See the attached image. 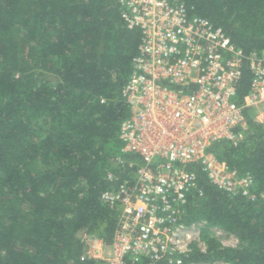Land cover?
Returning a JSON list of instances; mask_svg holds the SVG:
<instances>
[{
    "label": "trees",
    "instance_id": "16d2710c",
    "mask_svg": "<svg viewBox=\"0 0 264 264\" xmlns=\"http://www.w3.org/2000/svg\"><path fill=\"white\" fill-rule=\"evenodd\" d=\"M186 2L245 53L264 51V0ZM139 41L116 0H0V264H96L80 260V235L108 237L114 227L100 195L115 183L108 172L122 175L115 157H129L119 139L129 115L122 88ZM249 78L245 71L241 98ZM211 151L253 177L256 199L218 188L192 164L184 219L244 243L193 259L264 264V133Z\"/></svg>",
    "mask_w": 264,
    "mask_h": 264
},
{
    "label": "built area",
    "instance_id": "2783aa9c",
    "mask_svg": "<svg viewBox=\"0 0 264 264\" xmlns=\"http://www.w3.org/2000/svg\"><path fill=\"white\" fill-rule=\"evenodd\" d=\"M119 16L140 32L122 88L129 115L119 126L121 152L101 201L114 212L108 237L80 235V260L96 264H233L206 254L204 220L187 222L197 164L218 188L255 200L253 178L219 161L213 145L264 133V51L245 53L221 26L186 0H116ZM250 73L247 93L239 89ZM201 194V193H200ZM264 198V195H262ZM210 230L222 229L210 227Z\"/></svg>",
    "mask_w": 264,
    "mask_h": 264
},
{
    "label": "rangeland",
    "instance_id": "374dc122",
    "mask_svg": "<svg viewBox=\"0 0 264 264\" xmlns=\"http://www.w3.org/2000/svg\"><path fill=\"white\" fill-rule=\"evenodd\" d=\"M262 195L264 194L261 193L260 196ZM210 227H217L219 229H222V232L218 230H210ZM199 237L200 241L204 242L203 248L207 253L211 252L214 249L237 248L243 246L244 244L235 234L230 233L229 231H226L218 226L210 225L208 223L204 228H202V232Z\"/></svg>",
    "mask_w": 264,
    "mask_h": 264
}]
</instances>
